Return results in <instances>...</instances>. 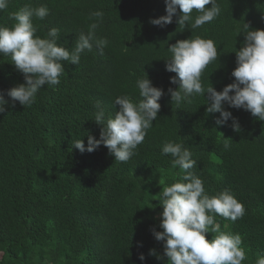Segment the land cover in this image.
<instances>
[{
    "label": "trees",
    "instance_id": "1",
    "mask_svg": "<svg viewBox=\"0 0 264 264\" xmlns=\"http://www.w3.org/2000/svg\"><path fill=\"white\" fill-rule=\"evenodd\" d=\"M217 2L222 11L214 21L196 30L186 22L180 30L175 16L164 27L150 23L166 14L164 0H9L0 26L11 27L10 13L25 4L46 5L49 15L33 18L36 35L56 27L58 44L69 50L92 23L89 14L102 10L96 35L109 43L103 54L86 50L78 65L65 62L60 83L42 87L25 107L6 95L25 82L24 75L10 56L0 55V93L9 101L0 112V264H166L163 241L152 230L162 231L160 191L183 175L171 155L162 154L166 141L192 152L209 195L229 189L243 203L245 215L235 222L215 217L222 231L241 235L243 264L264 256V121L225 104L239 122L236 132L231 120L217 125L219 112L205 111L207 93L179 108L168 93L177 87L170 83L176 74L165 68L169 45L195 35L212 39L219 56L201 81L220 91L234 81L235 51L244 42L237 32L245 23L264 30V0ZM145 75L164 94L136 154L119 162L103 144L93 152L77 150L72 144L82 139L87 145V134L100 138L95 103L113 115L115 97L140 99L136 81ZM205 235L210 240L216 234Z\"/></svg>",
    "mask_w": 264,
    "mask_h": 264
},
{
    "label": "clouds",
    "instance_id": "2",
    "mask_svg": "<svg viewBox=\"0 0 264 264\" xmlns=\"http://www.w3.org/2000/svg\"><path fill=\"white\" fill-rule=\"evenodd\" d=\"M166 14L150 19V23L164 27L173 22L183 30L187 22L191 30L210 24L221 14L217 0H164ZM9 0H0V11L8 8ZM206 5H211L206 7ZM193 12L196 13L193 17ZM49 15L46 5L25 4L18 11L10 13L15 23L11 27L0 26V55L10 56L11 63L24 75V83L6 90L11 102L31 106L36 101L38 91L48 85L54 87L65 74L64 63L78 65L81 54L95 47L101 54L108 45L107 38L98 37L96 30L103 20L104 12L95 10L89 14L86 32H81L71 50L58 44L60 30L52 27L44 37L36 35L38 26L33 18L43 20ZM243 33L244 42L236 54V67L231 75L234 81L217 91L211 84L205 87L201 76L205 69L219 56L216 43L210 38L195 35L177 40L168 46L170 56L166 58L165 68L176 75L170 77V83L177 85L169 88L171 102L177 108L185 102L190 103L194 96L207 93V113L219 112L217 125L231 120V127L239 132L240 125L232 113L224 108L243 109L260 121H264V30L253 29L247 23L237 32ZM146 74V73H145ZM139 100L125 94L115 97L119 110L106 115L101 102L94 105V121L101 125L100 138L87 134V145L82 139L72 145L81 153L93 152L101 144L109 154L119 162H127L136 154L138 145L145 140L148 130L158 118L163 89L153 86L145 75L137 79ZM9 101L0 93V112L5 111ZM223 136V135H222ZM225 138L224 147H230ZM162 154H170L173 167H179L183 173L179 180L165 185L160 191L162 205L160 225L162 231L152 230L157 241H163V254L166 264H243L247 259L242 247L240 234L222 231L216 221V215L235 222L245 215V207L229 189L209 195L204 181L194 169L197 161L192 152L182 142L166 141L162 145ZM179 175V173L177 174ZM206 233H215L210 240ZM144 261L145 257H138ZM160 259L161 257H157ZM255 264H264V256H259Z\"/></svg>",
    "mask_w": 264,
    "mask_h": 264
}]
</instances>
